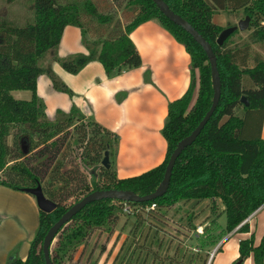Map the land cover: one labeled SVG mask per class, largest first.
<instances>
[{
  "label": "trees",
  "instance_id": "1",
  "mask_svg": "<svg viewBox=\"0 0 264 264\" xmlns=\"http://www.w3.org/2000/svg\"><path fill=\"white\" fill-rule=\"evenodd\" d=\"M165 1L213 46L222 82L220 103L198 138L179 155L165 195L147 202L127 203L129 211L124 210L125 203L119 200L89 203L59 231L51 249L53 264L73 261L80 245L94 230L114 224L120 214L141 215L152 204L162 209L181 201L209 200L214 209L219 199L226 214L225 229L216 219L220 213L212 210L214 214L204 233L196 234L198 247L193 259L202 260V253L210 254L228 233L264 204V138L260 135L264 122V56L257 52L252 58L250 44L257 42L264 48V0H214L221 7L218 10L208 0ZM84 5L100 24L114 21V17L98 13L92 3ZM225 8L234 15L242 11L243 17H250L249 42L231 45L237 30L222 45L217 44L225 28L215 24L213 18ZM125 10L136 13L127 25L116 21L109 37L101 35L93 39L83 28L76 1L34 0V19L20 25L4 16L0 18V185L23 190L40 183L44 194L58 204L51 213L39 211V225L26 259L14 256L6 264H45L42 245L47 231L73 204L94 190L116 188L141 196L151 194L164 179L171 153L200 124L212 105L211 64L204 48L163 14L153 0H128ZM153 19L186 47L191 57V85L181 98L169 103L162 129L168 144L165 160L141 174L118 178L112 166L106 169L101 164L107 150L110 158L113 156L117 135L99 122L85 119L77 107L69 112L59 109L57 118L51 120L44 99L38 95L37 80L46 74L56 90L71 95V89L55 74L53 62L59 61L73 74L94 59L103 62L109 75L139 66L140 55L129 34ZM67 25L81 28L87 54L75 53L65 58L58 55L57 48ZM229 26L234 25L228 23L226 27ZM124 52L128 58L116 67ZM251 60L254 67H250ZM197 70L199 88L195 97ZM21 89L30 90L32 98H14L11 91ZM241 106L245 115L235 112ZM240 231L250 232L247 222ZM239 245L237 264H243L249 257L254 264H264V235L259 245L253 235L240 240Z\"/></svg>",
  "mask_w": 264,
  "mask_h": 264
},
{
  "label": "crops",
  "instance_id": "2",
  "mask_svg": "<svg viewBox=\"0 0 264 264\" xmlns=\"http://www.w3.org/2000/svg\"><path fill=\"white\" fill-rule=\"evenodd\" d=\"M59 1L73 3V0ZM104 1V8H109L114 2ZM86 2L92 3L98 13L115 18L111 11L100 12L97 0L78 2L80 13H89L84 5ZM91 16L97 18L93 14ZM239 19L237 16V21ZM82 25L90 36L83 22ZM63 32L57 48L60 57L88 53L82 41L83 31L79 26L67 25ZM129 37L140 55L141 62L137 67L109 75L103 62L94 59L73 74L63 68L59 61L53 62L55 74L71 89V95L56 90L51 78L46 74L40 75L37 80L38 95L44 99L46 112L51 120L57 118L59 109L69 112L73 107H77L85 119L99 122L117 135L111 163L118 178L141 174L165 160L168 144L162 135V129L166 123L169 103L185 94L192 79L190 54L159 21L153 19L140 24L133 29ZM124 54L125 52L120 54L116 67L123 65L128 58ZM262 55L264 56V53ZM196 79L198 83V70ZM198 88L199 83L195 95ZM12 93L14 95V92ZM14 97L30 100L32 95L24 92ZM209 202L211 201L206 200L203 204ZM192 203L195 204L194 201ZM216 205L224 211L219 199H216ZM207 210L206 216L211 215V209ZM39 219L35 196L23 190L0 185V264H6L14 256L26 259L30 243L36 235ZM247 223L250 232L242 233L240 228H236L216 245L221 249L227 247V263H235L239 258V241L243 238L253 235L255 244L259 245L264 235V204L247 218ZM233 237H236V247L226 245ZM217 254L218 251L215 256ZM244 264H254L252 257L247 258Z\"/></svg>",
  "mask_w": 264,
  "mask_h": 264
},
{
  "label": "rangeland",
  "instance_id": "3",
  "mask_svg": "<svg viewBox=\"0 0 264 264\" xmlns=\"http://www.w3.org/2000/svg\"><path fill=\"white\" fill-rule=\"evenodd\" d=\"M73 1L83 2V0ZM109 1L114 2L110 4L109 8H104L103 3L105 1L97 0L100 12L109 13L111 11L110 13L115 14L114 21L108 25L100 24L97 18L89 13H81L80 19L90 32V39L98 38L101 35L104 37L110 35V30L115 27L116 21L127 25L136 15L135 12L125 10L128 0ZM208 1L216 10L221 8L216 1ZM33 6L34 0H0V18L4 16L16 21L19 25L24 24L27 19H34ZM237 14L240 17L239 20L245 18L242 11ZM237 14L234 16L225 8L215 14L213 21L223 28L227 26L228 22L232 25H237L239 21H237ZM250 34V29L239 30L236 36L232 38L231 45L249 42ZM250 44L252 58L257 52L264 53V48L259 43ZM249 63L250 67L255 66L252 60ZM41 87L43 90L44 87L42 85ZM12 92H14V95H22L24 92L30 96L32 95V92L26 89L13 90L11 91L13 95ZM235 112L237 115H245L246 110L241 106ZM247 118L249 119V116ZM260 135L264 138V122ZM88 169L90 170V168ZM87 174L89 179H91L89 173ZM203 203L195 202L194 204L192 201L188 203L181 201L170 207L143 211L141 215H135L134 213L128 215L120 214L114 224L105 225L98 230H94L85 243L78 248L79 251L75 259L71 262L66 261L65 264H208L211 253L214 251L213 248L210 254L204 252L200 255L202 260L193 259V254L196 251V247H198L196 227L198 225L205 227L214 214L212 210L220 213L216 219L223 229H225L227 219L221 207L219 209V205H215L214 209H212V202L205 205ZM207 209H211V215L206 216ZM56 242L57 239L52 249L55 247ZM230 244L236 247V237L227 241L226 245ZM218 249L219 246L216 252ZM215 254L213 255V260L211 259L212 264H230L226 262L227 247L218 251L216 256ZM235 263L237 264V262ZM235 263L232 262V264Z\"/></svg>",
  "mask_w": 264,
  "mask_h": 264
},
{
  "label": "water",
  "instance_id": "4",
  "mask_svg": "<svg viewBox=\"0 0 264 264\" xmlns=\"http://www.w3.org/2000/svg\"><path fill=\"white\" fill-rule=\"evenodd\" d=\"M158 9L165 14L170 20H172L175 24L180 26L182 29H185L188 31L194 38V40L204 48L207 56L209 64H211V82L213 83V97H212V105L210 109L206 112L203 120L200 122V124L189 134L187 135L183 140H181L177 147L174 149V151L171 153V157L168 161L166 170H165V176L162 182L158 185V187L151 192V194L141 196L138 193H135L134 191L130 190H123V189H97L94 190L87 195H85L83 198L79 200V202H76L73 204L62 216L61 218L50 227V229L47 231L44 238V242L42 245V250L44 252L45 256V264H53L52 263V246L57 239L59 235V231L62 229V227L66 224H68L74 216L78 214V212L84 208L86 205H88L91 202H95L97 200L101 199H112V200H119L124 203H133V202H147L151 201L152 199L161 197L166 194V191L169 188L171 177H172V170L176 164L177 159L179 158V155L182 153L184 149H186L187 146L191 145L198 137V135L201 133V131L204 129V126L207 124V122L210 120V117L216 110L217 106L220 103V97L222 92V82L220 78V72L217 64V56L215 54V51L213 49V46H211L210 42L206 40V38L200 34L184 17H181L179 14H177L175 11H173L168 3L165 0H153ZM249 23H250V17L246 16L244 19H241L238 21L237 25L225 27V29L219 34V37L217 39V44L222 45L224 41L233 33H235L237 30H247L249 29ZM242 100L248 104L249 102L242 98ZM106 169H110L112 166L111 158H110V151L107 150L104 153L103 160L101 163ZM23 191H26L30 193L32 196H35L37 205L39 208V211H44L46 213L53 212L57 207L58 204L51 200L49 197H47L44 194L42 185L38 183L35 187H25ZM218 247V246H217ZM217 247L214 249V251L211 253V257L208 261V264L211 263V259L213 258V255L215 254ZM238 264H241L238 262Z\"/></svg>",
  "mask_w": 264,
  "mask_h": 264
},
{
  "label": "built area",
  "instance_id": "5",
  "mask_svg": "<svg viewBox=\"0 0 264 264\" xmlns=\"http://www.w3.org/2000/svg\"><path fill=\"white\" fill-rule=\"evenodd\" d=\"M262 25H264V21H262ZM155 208H156V204H152L151 207L146 208L144 211H150V210L155 209ZM129 209H130V207L128 206L127 203H125V208H124V210H125V211H129ZM245 222H247V219L243 221V223H245ZM243 223L240 224V225L237 227V229L241 228V226L243 225ZM196 228H197V233H198V234H203V233H204V228H203V226L199 225V226H197Z\"/></svg>",
  "mask_w": 264,
  "mask_h": 264
}]
</instances>
